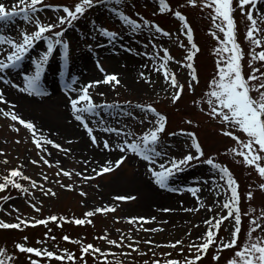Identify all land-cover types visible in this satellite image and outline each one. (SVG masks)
<instances>
[{
  "label": "rangeland",
  "instance_id": "374dc122",
  "mask_svg": "<svg viewBox=\"0 0 264 264\" xmlns=\"http://www.w3.org/2000/svg\"><path fill=\"white\" fill-rule=\"evenodd\" d=\"M78 2L43 0L37 5L38 11L30 13L29 20L21 14L9 21H0V37L18 43L22 42V33L37 30V20L43 25H56L43 34L44 38L33 42L14 68L0 72L3 95L0 184H7L0 190V222L20 224L19 228H0V261L3 264H32L33 261L36 264H155L157 261L167 264L175 260L179 264L188 261L229 264L237 259L236 252L250 239L264 238V190L260 187L264 185V177L255 166L245 164L243 157L232 151L239 152L241 144L223 133L231 131L245 142L246 134L210 115L209 100L214 98L208 93L212 91V81L218 79V65L229 55L220 51L225 36L217 25L223 21L213 19L216 13L214 7L207 6L209 0H195L194 4L189 0H165L167 8L163 12L160 0H94L93 6L86 8L71 25H60L59 18L65 15L62 8L73 9ZM17 3L18 0H0L8 10ZM232 7L235 39L242 54V74L245 79L253 74L258 77L249 81L255 89L264 83L261 75L264 61L252 59L254 54L264 51V0H256L254 8L245 5L243 9L239 0H233ZM249 11L259 29L254 33V38L261 41L259 46L246 38L251 27L247 19ZM176 12L184 19L176 17ZM122 17L140 27L134 30ZM57 32L61 35L56 36ZM57 40L61 43L57 44ZM50 42L53 50L49 53ZM11 51L9 44H0V60L6 61ZM128 56L137 61V73L134 70L130 78L117 71L126 69L128 62L123 58ZM89 66L97 74L86 79L83 75ZM38 67L37 88L41 95L30 94L31 89H27V80L35 75ZM254 69L259 71L253 73ZM112 74L118 77L119 84L100 83L88 89L92 103L99 106L92 114H82L92 129L91 136L96 140L93 143L83 123L75 119L70 100L77 98L89 84ZM172 74L180 89L172 86ZM10 88L14 94L9 93ZM178 91L179 99L173 102ZM250 95L257 98L259 93L253 90ZM3 112L14 113L19 119L13 121ZM160 116L165 118L164 130L158 134V142L149 146L155 149L146 153L150 160L120 150L125 141L140 142L139 137L158 126ZM20 119L30 122L34 128L28 129ZM65 127L69 129L67 132ZM194 139L199 144V152L193 147ZM35 141H39V147ZM105 141L108 148L104 147ZM91 152L101 158L106 153L112 157L100 161ZM189 154L198 158L181 165L179 171L174 170L165 187L155 182L150 169L159 172L161 164L168 167L171 161H179ZM122 157L123 162L116 166ZM209 159L218 167L208 164ZM259 163L264 166V160ZM106 166L112 167V171L97 175ZM220 168H226L235 181L238 200L231 209L233 216L214 228L217 221L228 215L229 209L223 205L232 197L227 176L221 178L224 174ZM12 170L22 175L11 177ZM64 172L71 175L65 176ZM6 177L21 187H14ZM179 187L196 190L199 200L186 204L178 197L175 208L170 202L156 200L157 190L177 191ZM97 208L115 211L86 216ZM173 211L174 221L170 220ZM235 215L240 216L236 244L224 248L232 239ZM41 220L46 223L38 224ZM76 220L85 223L76 224ZM253 221L261 225L254 232ZM209 230L215 233V242L206 252H197L191 245L202 244ZM109 240L116 244H109ZM176 241L182 243L171 247ZM18 245L39 249L42 253L52 252L54 256L23 252ZM87 245H93L100 252H83ZM197 255L201 257L199 260H195Z\"/></svg>",
  "mask_w": 264,
  "mask_h": 264
},
{
  "label": "snow or ice",
  "instance_id": "6c2138e0",
  "mask_svg": "<svg viewBox=\"0 0 264 264\" xmlns=\"http://www.w3.org/2000/svg\"><path fill=\"white\" fill-rule=\"evenodd\" d=\"M43 0H18V3L13 6L12 10H8L5 5L0 4V21H9L13 17L23 14L25 20H29L30 13H35L38 11L37 5L42 4ZM94 0H79L78 3L74 5L73 9L68 7H63L62 11L65 13L64 16L59 18L58 23L60 25H64L65 23L71 25V23L79 18L82 15L86 8L93 6ZM161 8L160 11H165L167 5L165 0H160ZM189 3L194 4L195 0H189ZM256 0H239V6L241 9L244 8L245 5H251L253 8L255 7ZM233 0H209L207 6L214 7V11L216 15L213 19H221L223 23L221 25H217L221 32L224 33L225 39L222 41L224 47L220 49L221 52L229 53L227 57L223 58V64L218 65V79H214L212 81V91L208 93L210 97H213L214 100H209V105L211 108L210 115L213 118L219 117L222 122L230 124L234 128H238L241 132L246 134L248 137L247 141H241L239 137L235 136L231 131H225L223 134L226 136L232 137L236 140L237 143L241 144V150L239 152L236 149H232L233 152H236L237 155L243 157V162L250 166H255L259 175L264 177V166H261L259 163L260 161L264 160V156L261 153H264V83L260 84L258 88L253 89L250 86L249 81L257 80L258 77L253 74L245 77L242 74L241 70V59L242 54L239 49V45L235 42V24L232 18V11H233ZM122 15V14H121ZM176 17L180 18L181 20L184 17L181 16L180 12L175 13ZM125 22L130 25L134 30L139 28L140 25L136 24L134 21L129 20L127 17H122ZM247 19L251 22V27L249 28L246 38H248L253 44L259 46L261 41L254 38V33L259 31L256 28V20L253 19V14L251 11L247 13ZM56 27V25L48 24L43 25L38 20L36 21V28L37 30L31 34L22 33V42H16L14 40H8L4 37H0V44L7 43L11 46L13 51H11L7 55V60H0V72L4 69L14 68L17 63L23 58L24 53H26L29 48L32 46L33 42L36 40H40L43 37V34L50 31L52 28ZM157 31H161L158 27ZM108 35H114L111 33H106ZM61 33L57 32L56 36H60ZM189 40L191 39V32L189 30L188 33ZM57 44L61 43L60 40L56 41ZM231 45L229 47L228 45ZM65 47H67L65 45ZM53 50L52 43L48 44V52L50 53ZM44 60L47 59V55L43 58ZM191 59V56L188 57ZM252 59H259L260 61H264V51L256 53L253 55ZM191 67V65H188ZM258 69H254L253 73L258 72ZM261 75H264L262 73ZM40 77V70L39 67L35 75L27 80V89H31L30 94L35 93L36 95H41L42 93L39 92L37 88V81ZM165 78L169 79V75L165 73ZM195 79V77H193ZM2 79V77H0ZM170 82L174 88L180 89L181 86L178 85L176 81L175 74H172L170 77ZM119 84V79L116 75H107L103 81H96L92 84H89L85 88L81 90V94L75 98L71 99L70 103L75 114V119L77 121H81L84 127L87 129L90 137L93 140V143L96 142L95 137L91 136L92 129L88 128L87 122L83 119V113H94L95 109L99 106L92 103L91 96L88 93V89L93 87L95 84ZM27 89H22L27 90ZM255 90L259 93L257 98H253L250 95V92ZM103 95V93H101ZM173 102L179 99V91L173 96ZM0 102H3V95L0 93ZM83 107H78V105H82ZM150 111H155L149 107ZM2 111V110H0ZM3 115L10 116L13 121L18 120V116L14 113L3 112ZM164 117L160 116L158 120V126L154 129L149 130L147 133L143 134L139 137V141H133L132 143H128L125 141V144L120 147V150L123 152L125 150L131 151L134 154L140 155L145 160H150L151 157L147 155V152H155V149L149 147L150 145H155L158 142V134L164 130ZM19 122L23 124L28 129H33L34 126L30 122H25L24 120L20 119ZM105 131H115L113 129H104ZM37 146L39 147V141H35ZM51 143V141H49ZM143 145V147H142ZM59 148V145H55ZM258 146V148L256 147ZM104 147L108 148L109 145L107 141L104 142ZM193 147L200 151L199 144L196 143L195 139L193 140ZM157 155L159 153H156ZM202 154V153H201ZM198 157H194L193 155L189 154L185 156L183 159L176 161L173 160L170 162V166L165 167V165L161 164L159 167L162 169L161 171L157 172L152 169L153 176L155 177V182L160 187H165L167 179L174 174L175 171L180 170L181 165H185L188 162L192 161L193 159H197ZM123 157L116 161V166H119L123 162ZM35 163V161H33ZM47 163V161H45ZM208 164L213 165L214 167H218L213 164V161L209 159L207 161ZM112 171V167L106 166L103 167L97 175H101L103 173ZM220 171L224 174L221 178L223 179L224 176H227V184L231 191L232 197L230 202L224 203L223 207L225 209H229L228 215L221 218L220 221H217L214 228H219L220 223L223 220L228 219L229 217L233 216L232 206L238 200V195L235 187V181L231 178V174L228 172L226 168H220ZM18 170H12L10 172L11 177L20 176ZM63 175L70 176L71 174L68 172H64ZM28 179L27 177H24ZM8 183L13 184L14 187L20 188L21 185L15 183L14 181L10 180L8 177L5 178ZM46 179V177H45ZM33 186H35V182H33ZM7 187V184H0V190H3ZM262 190H264V185L260 186ZM50 191V190H49ZM193 191L195 195L196 190ZM83 194V193H82ZM251 193L248 194L249 198H251ZM7 199V198H5ZM118 200H125V199H132V197H116ZM108 211H115L114 208H97L94 211H90L86 213V216L91 217L95 213L100 212H108ZM165 211H168L165 209ZM238 212V209H236ZM49 219L55 220L56 217H50ZM143 219V218H140ZM235 227L232 231V239L230 242L225 243L223 245L224 248L234 247L236 244V239L238 233L240 231L239 224H240V216L235 215ZM90 223V221H88ZM134 222V221H130ZM38 224H44L46 221H37ZM76 224H83L85 223L84 220H76ZM206 223H211V221H206ZM255 224V228L252 229L254 232L256 228H261V225L253 221ZM20 224H7L0 222V228H19ZM215 233L212 230H209L206 233L207 239L200 245H191V247L196 248L197 252H206L207 249L211 244L215 241L213 239ZM251 237V232L249 233ZM106 239V237H104ZM65 240L69 239L68 237H64ZM109 244H116V241H108ZM150 243V242H149ZM182 243L181 241H176L175 244H172L171 247L175 248L176 245ZM20 251L28 252V253H35L37 256L46 255L48 257H53L54 254L52 252H41L39 249L34 248H25L22 245L17 246ZM89 250L99 253L100 249L93 248V245H87L85 248L82 249L83 252L87 253ZM237 259L229 261V264H264V238H256L250 239V242L246 243L240 250L236 252ZM57 259H63L62 257H56ZM201 257L197 255L195 260H199ZM0 264H3L0 261ZM32 264H36L35 261ZM155 264H159V262H155ZM167 264H179L178 261L170 260L167 261ZM187 264H194L193 261H188Z\"/></svg>",
  "mask_w": 264,
  "mask_h": 264
},
{
  "label": "bare ground",
  "instance_id": "6f19581e",
  "mask_svg": "<svg viewBox=\"0 0 264 264\" xmlns=\"http://www.w3.org/2000/svg\"><path fill=\"white\" fill-rule=\"evenodd\" d=\"M121 58H119V59H121ZM123 59L126 60L131 65L127 63L126 69L125 68H120L117 71H118L119 74L122 73V74H124V75H126L127 77L130 78V76L132 74H134V70H135V73H137L136 72V70H137L136 69V67H137L136 62L137 61L134 60L133 56H128L126 59L125 58H123ZM87 63L90 64L89 62H87ZM138 73H139V71H138ZM95 74H97L95 68L93 69L91 66H89L88 70L84 73L83 77H85L86 79H90L91 76H93V75L95 76ZM3 87H6V86H4V84H3ZM9 91H10L9 93H13L14 94V91L11 90V88H10ZM13 94H10V96L13 95ZM73 129H76V128L74 127ZM67 130H69V129H66V127H65V131L66 132H67ZM76 133L79 135L80 134L79 130H76ZM91 154L95 158L99 156L98 153L91 152ZM89 156H90V154L88 155V157ZM111 157H112L111 154L106 153V155L104 157H102V158L98 157V158H101L100 161H102V160H105L106 158H111ZM157 191L159 193H156V196H155L156 200H161V201L165 200L167 202H170L172 204V207H174V208H175V206L178 207V203L176 201V199L178 197L183 199L184 200L183 203H186V204H190V203H192L194 201H198L199 197H200L199 192H195V195H194L190 189H186L185 187H179V189L177 191H175V190H173V191H165L164 189H160V190H157ZM178 202H179V200H178ZM183 203L181 202L182 205H183ZM174 211L176 212V210H174ZM174 211L170 213L171 218L168 215V217L170 218V220L172 219V221H174L176 219V217L173 214V213H175ZM173 224H174V222H173Z\"/></svg>",
  "mask_w": 264,
  "mask_h": 264
}]
</instances>
